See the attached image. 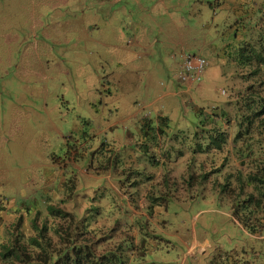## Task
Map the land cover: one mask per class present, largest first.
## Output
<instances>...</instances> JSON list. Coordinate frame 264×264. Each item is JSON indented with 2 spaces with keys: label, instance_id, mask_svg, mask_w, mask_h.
<instances>
[{
  "label": "rangeland",
  "instance_id": "374dc122",
  "mask_svg": "<svg viewBox=\"0 0 264 264\" xmlns=\"http://www.w3.org/2000/svg\"><path fill=\"white\" fill-rule=\"evenodd\" d=\"M263 38L264 0H0V264H33L36 235L64 245L65 209L36 203L164 176L192 188L172 191L151 259L264 264V184L248 182L264 165V66L238 62ZM181 54L206 62L190 86ZM144 122L177 169L156 167Z\"/></svg>",
  "mask_w": 264,
  "mask_h": 264
},
{
  "label": "crops",
  "instance_id": "0c3cea01",
  "mask_svg": "<svg viewBox=\"0 0 264 264\" xmlns=\"http://www.w3.org/2000/svg\"><path fill=\"white\" fill-rule=\"evenodd\" d=\"M144 129L148 131L144 137L145 141H148L146 145L154 150L156 153V159H154L159 161L154 163L156 167H166V172H170L175 167L177 169V165L184 161V158L178 155L179 150L175 151V158L172 159L171 149L167 147L168 145L166 146L165 142H162L161 134L156 136L159 133L158 129L150 131L148 126ZM146 169L155 173L152 167ZM137 172L140 170L137 169L136 175ZM146 177L148 178L149 175ZM132 181L134 183L128 188L115 184L105 187L101 192V197L95 202L66 201V203H60V206L40 202L36 203V209L47 210L51 207L65 209L67 215L65 219L70 224L63 233L65 236L63 248L67 245L66 251L70 257L80 250L86 252V255L91 252L98 258L111 257L113 253L114 264H169L167 261L156 262L151 259L150 254L162 249L160 246L163 242H169L171 238L169 232H165L167 219L163 214L168 210V201L173 195L172 191L192 187L177 186L176 183L171 182L174 180L170 181L165 176L158 184L142 179ZM67 203H72V206L66 208ZM42 213L49 214L48 211H42ZM49 216L52 215L49 214ZM80 222L81 226H79ZM79 228L84 231L82 233H88L89 236L80 244H76L73 240L78 235ZM60 233L58 229L57 234ZM118 244L120 248L117 247ZM100 262L110 264L104 260Z\"/></svg>",
  "mask_w": 264,
  "mask_h": 264
},
{
  "label": "trees",
  "instance_id": "16d2710c",
  "mask_svg": "<svg viewBox=\"0 0 264 264\" xmlns=\"http://www.w3.org/2000/svg\"><path fill=\"white\" fill-rule=\"evenodd\" d=\"M238 53H239L238 54L239 55V59H238L239 63H248V62L253 60V62H254L253 65H255V69L258 71V69H260L261 66H264V38H263V42L260 43V45L258 44L257 47L255 45H251L250 48H247L244 46L239 47ZM263 108H264V106L261 107V111ZM142 125L145 128L146 127L145 125H147V123L145 124V122H144V123H142ZM220 147H221V142L219 139L214 138V137H208V144L206 146V149L207 148L220 149ZM178 155H180V153ZM156 162H154V163H156ZM164 165H166V163H164ZM248 182L254 184V186H257V184L259 185V183L264 184V165L262 168H260L257 176L256 175H249ZM255 189H257V188H255ZM260 193H262V195H264L263 192L260 191ZM47 211L53 217H60L61 219H64V216H65L64 211H61L59 209H55L53 207L47 209ZM46 227L47 226L44 225V230L47 229ZM52 227H53L52 231L57 233V231H58L57 227H55V226H52ZM37 229H39V232L42 234V227L41 228L37 227ZM147 232H148V229H147ZM60 237H61V235H60ZM33 238L34 239L31 240L32 244H35V242H36V244L39 245V252H36V256L34 257V263L33 264H56L57 261L59 262L58 264H101L100 260L101 261L104 260L105 262H109L110 264H114L113 259H112V257L114 256L113 253H111V257L106 256V257H102V258L99 257L98 258L97 255H93L91 252L86 255V252L79 250L77 253L74 254L73 257H70L66 251L67 245L64 248H63V246H61L59 248H54V247L47 245V244L51 243V240H52L51 237H48L47 239L44 238L45 239L44 244L42 242V239H43L42 236H41V242H40V235H36V237L34 236ZM119 244L117 246L118 248H120ZM56 246H59V245H56ZM39 254L43 255L42 259H41V256ZM7 257H8V254H5V255L3 254V259H5ZM11 257L17 259V258H20V255L15 254L14 256L11 255ZM115 263H117V260Z\"/></svg>",
  "mask_w": 264,
  "mask_h": 264
},
{
  "label": "built area",
  "instance_id": "2783aa9c",
  "mask_svg": "<svg viewBox=\"0 0 264 264\" xmlns=\"http://www.w3.org/2000/svg\"><path fill=\"white\" fill-rule=\"evenodd\" d=\"M180 56L183 58V62L179 66L178 77L186 83L200 81L206 63L205 60L193 54H181Z\"/></svg>",
  "mask_w": 264,
  "mask_h": 264
},
{
  "label": "clouds",
  "instance_id": "9594fccd",
  "mask_svg": "<svg viewBox=\"0 0 264 264\" xmlns=\"http://www.w3.org/2000/svg\"><path fill=\"white\" fill-rule=\"evenodd\" d=\"M194 55V54H193ZM204 59V58H203ZM205 60V59H204ZM205 65H206V63H205ZM180 66V65H179ZM205 67V66H204ZM201 80V79H200ZM198 82V81H197ZM195 83V82H194ZM189 86L191 85V84H193V83H187Z\"/></svg>",
  "mask_w": 264,
  "mask_h": 264
}]
</instances>
